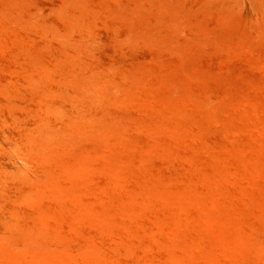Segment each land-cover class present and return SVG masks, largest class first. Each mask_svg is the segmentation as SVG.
<instances>
[{
    "label": "rangeland",
    "instance_id": "1",
    "mask_svg": "<svg viewBox=\"0 0 264 264\" xmlns=\"http://www.w3.org/2000/svg\"><path fill=\"white\" fill-rule=\"evenodd\" d=\"M0 264H264V0H0Z\"/></svg>",
    "mask_w": 264,
    "mask_h": 264
}]
</instances>
